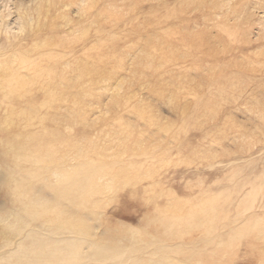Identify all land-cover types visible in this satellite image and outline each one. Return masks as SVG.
Wrapping results in <instances>:
<instances>
[{
  "label": "rangeland",
  "instance_id": "374dc122",
  "mask_svg": "<svg viewBox=\"0 0 264 264\" xmlns=\"http://www.w3.org/2000/svg\"><path fill=\"white\" fill-rule=\"evenodd\" d=\"M80 40L85 46L66 55ZM0 47V78L8 80L24 59L39 60L15 77L54 83L50 92L0 94V109L30 96L61 100L60 83L73 77L62 64L83 53L96 59L79 70L102 73L86 123L68 103L45 111L64 116L45 125L79 141L63 151L67 164L97 161L104 174L100 194L86 187L73 200L82 203L51 209L60 213L53 221H82L98 236L108 230V237L155 240L171 228L169 243L180 236L214 246L216 234L206 236L210 223L193 215L214 204L207 214L212 226L223 223L218 233L238 217L233 243L202 249L183 264H264V0H0ZM70 92L78 96L80 89ZM116 98L121 106L110 111ZM136 108L150 115L138 116ZM196 224L199 230L191 228Z\"/></svg>",
  "mask_w": 264,
  "mask_h": 264
},
{
  "label": "bare ground",
  "instance_id": "6f19581e",
  "mask_svg": "<svg viewBox=\"0 0 264 264\" xmlns=\"http://www.w3.org/2000/svg\"><path fill=\"white\" fill-rule=\"evenodd\" d=\"M17 29L20 30V27ZM75 45L73 49L67 47L65 54L75 53L76 50L79 52V48L85 46V43L80 40ZM25 49L26 47L12 51L11 57L13 59L21 57ZM3 53L0 47V57L4 55ZM50 54L42 53L39 57H49ZM82 58L85 60L80 61ZM82 58L65 60L62 64L65 68L72 69L68 74L73 77L64 78L60 83L58 89L62 95L61 100L53 95L49 99L30 96L24 102H11L0 109V264H183V261H190L189 259L197 256L202 249L223 248L232 244L230 239L234 236L231 233L233 237L230 238L229 235L234 230L233 223L237 222L238 217L235 221H229L231 217L229 216L227 220L225 216L228 223L225 222L221 227L224 229L223 233L222 231H220L222 234L218 233L215 227L223 223L212 226L215 220L207 214L213 211L212 203L209 210L200 209L193 215L200 214L203 223H210L211 227L206 229V236L216 234L214 238L219 242L214 246L210 241L201 243L200 240L207 241L205 239H200V243L198 241L194 244L184 243L180 236L177 237L178 242L169 243L176 231L171 228L166 229L164 234L161 233L155 240L151 236L144 237L140 234L130 237H108V230L98 236L92 225L84 224L82 221L74 225L68 218L53 221L56 215L60 214L51 210L54 206H61L64 203V206L70 209L75 204L82 203V199L74 202L73 200L86 187L91 186L94 193L100 194L98 185L104 178V174L99 173L101 163L97 161L79 160L68 165L64 159V152L66 148L68 150L72 147L71 143L76 144L79 141L66 138L59 133L57 127L50 128L45 125L47 122H58L64 118L57 112L47 114L46 108L56 109L64 107L67 103L70 111L79 112L76 121L80 124L86 123V113L92 103L89 98L92 97L93 84L102 73L98 68L86 70V73L80 71L82 64L93 63L96 56L83 53ZM38 65L39 60L35 62L24 59L21 68L9 70L8 80L0 78V94L22 89L25 93L31 88L33 90L40 88L41 91L51 89L54 83L46 79L42 81V76H32L29 80H25V76L15 77L17 70L24 69L26 73H30ZM82 73L88 75L90 79L85 81ZM72 88L80 89L78 96L70 92ZM50 91L52 90L48 92ZM60 103L62 106L58 105ZM120 104L121 101L116 98L108 108L110 111H116ZM28 109L34 111L26 114L25 111ZM135 112L142 117L144 114L147 116V113L150 115L144 109L136 108ZM129 165L136 166L139 163ZM238 183H234L235 187ZM223 212L225 211H222L221 216L224 217ZM64 213L68 214V211ZM221 216L220 218L224 219ZM171 218L174 217L166 219ZM181 219L179 216L178 220ZM194 220L198 221L200 218ZM197 224L191 228L199 230L201 226ZM212 238L209 240L214 239Z\"/></svg>",
  "mask_w": 264,
  "mask_h": 264
}]
</instances>
